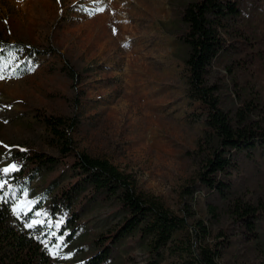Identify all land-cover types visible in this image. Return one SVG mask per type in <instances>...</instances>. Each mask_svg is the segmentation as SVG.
I'll use <instances>...</instances> for the list:
<instances>
[{"label":"rangeland","instance_id":"1","mask_svg":"<svg viewBox=\"0 0 264 264\" xmlns=\"http://www.w3.org/2000/svg\"><path fill=\"white\" fill-rule=\"evenodd\" d=\"M195 1L0 0V37L55 48L25 52L10 60L13 67L21 63L16 72L0 74V164L18 148L58 154V137L45 116L75 119V147L109 159L134 178L140 194L188 217L189 224L159 250L156 264H195L204 248L217 246L219 264H264V244H256L263 234L234 224L220 202L218 218L211 217L207 191L198 183L209 151L208 107L189 93L187 47L180 39L183 11ZM238 5L227 20L225 51L208 79L226 102L240 88L264 106V0ZM251 152V158L239 152L234 174L246 200L264 194V146ZM43 188L38 177L28 189L38 194ZM121 221L122 214L110 207H88L81 215L84 241ZM198 221L206 232L195 231ZM259 225L264 232V219ZM152 242L148 237L118 244L109 264H147ZM85 253L77 250L57 264H71Z\"/></svg>","mask_w":264,"mask_h":264},{"label":"trees","instance_id":"2","mask_svg":"<svg viewBox=\"0 0 264 264\" xmlns=\"http://www.w3.org/2000/svg\"><path fill=\"white\" fill-rule=\"evenodd\" d=\"M239 10L238 0L190 2L182 14L185 30L180 39L187 47L189 93L208 107L209 151L198 183L207 191L211 217L218 218L222 204L234 224L263 234L256 244H264L259 225L264 219V194L256 200H246L236 187L234 176L239 152L245 151L251 158V149L264 146V106L250 90L242 92L240 88L234 90L237 98L226 102L208 79L210 66L227 45L224 32H228V17ZM0 49V74L16 72L21 63L13 67L10 60H18L25 52L33 55L55 51L51 46L35 47L2 37ZM69 75L77 79L74 70ZM45 120L58 137V154L34 147L18 148L0 164V170L16 165L15 171L0 174V181L4 182L0 188V264H57L82 249L86 253L71 264H109L118 244L131 238L142 242L148 237L153 242L148 248L151 260L147 264H156L159 250L176 231L189 224L188 217L174 214L158 198L140 194L134 178L109 159L75 147L70 135L75 119L69 122L49 115ZM38 177L44 188L32 194L28 188ZM101 206L120 212L122 221L114 230L94 233L86 242L82 212ZM197 226L196 232H206L202 221ZM73 241L79 243L72 247ZM218 255V246L204 248L195 264H219Z\"/></svg>","mask_w":264,"mask_h":264},{"label":"snow or ice","instance_id":"3","mask_svg":"<svg viewBox=\"0 0 264 264\" xmlns=\"http://www.w3.org/2000/svg\"><path fill=\"white\" fill-rule=\"evenodd\" d=\"M0 51H2V49H0ZM3 78H4L3 75H0V79H3ZM15 170H16V165L13 164L10 168L9 167H5L2 170H0V174L7 175L11 171H15ZM3 187H4V182L0 181V188H3Z\"/></svg>","mask_w":264,"mask_h":264},{"label":"built area","instance_id":"4","mask_svg":"<svg viewBox=\"0 0 264 264\" xmlns=\"http://www.w3.org/2000/svg\"><path fill=\"white\" fill-rule=\"evenodd\" d=\"M121 9H123L122 11L119 10V11L121 12V15H122L123 17H126L127 13H126V11L124 10V6H123V5L121 6Z\"/></svg>","mask_w":264,"mask_h":264}]
</instances>
